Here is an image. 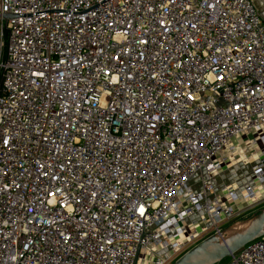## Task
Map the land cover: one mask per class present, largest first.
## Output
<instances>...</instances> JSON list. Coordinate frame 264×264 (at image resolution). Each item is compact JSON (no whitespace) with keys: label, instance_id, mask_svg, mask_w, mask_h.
<instances>
[{"label":"built area","instance_id":"built-area-1","mask_svg":"<svg viewBox=\"0 0 264 264\" xmlns=\"http://www.w3.org/2000/svg\"><path fill=\"white\" fill-rule=\"evenodd\" d=\"M257 1L0 0V264H172L264 203Z\"/></svg>","mask_w":264,"mask_h":264},{"label":"water","instance_id":"water-1","mask_svg":"<svg viewBox=\"0 0 264 264\" xmlns=\"http://www.w3.org/2000/svg\"><path fill=\"white\" fill-rule=\"evenodd\" d=\"M12 15L5 14L8 18ZM227 230L222 229L219 234L211 235L193 246L172 264H218L230 253L242 246L264 236V208L239 230L227 237Z\"/></svg>","mask_w":264,"mask_h":264},{"label":"rangeland","instance_id":"rangeland-1","mask_svg":"<svg viewBox=\"0 0 264 264\" xmlns=\"http://www.w3.org/2000/svg\"><path fill=\"white\" fill-rule=\"evenodd\" d=\"M257 6L259 11L261 12L262 17L264 18V0H258ZM247 205L248 204L245 203L243 207ZM262 208H264V203L242 209L240 213L234 215L223 227V229L227 230L226 236L230 237L233 233H235L247 222H249L254 217V215L258 213Z\"/></svg>","mask_w":264,"mask_h":264},{"label":"crops","instance_id":"crops-1","mask_svg":"<svg viewBox=\"0 0 264 264\" xmlns=\"http://www.w3.org/2000/svg\"><path fill=\"white\" fill-rule=\"evenodd\" d=\"M249 173H250V165L248 163L236 162L232 164L224 172L220 173L215 178V182L217 184L228 183L231 181L244 182L248 179Z\"/></svg>","mask_w":264,"mask_h":264},{"label":"trees","instance_id":"trees-1","mask_svg":"<svg viewBox=\"0 0 264 264\" xmlns=\"http://www.w3.org/2000/svg\"><path fill=\"white\" fill-rule=\"evenodd\" d=\"M223 261V260H222ZM222 261L220 262V263H218V264H221L222 263Z\"/></svg>","mask_w":264,"mask_h":264}]
</instances>
